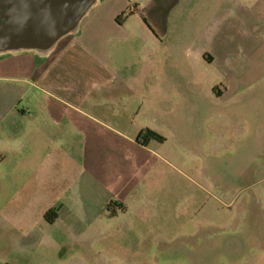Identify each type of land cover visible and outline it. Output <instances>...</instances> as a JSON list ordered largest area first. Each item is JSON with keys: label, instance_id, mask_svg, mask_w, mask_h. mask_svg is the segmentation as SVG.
Segmentation results:
<instances>
[{"label": "rangeland", "instance_id": "obj_1", "mask_svg": "<svg viewBox=\"0 0 264 264\" xmlns=\"http://www.w3.org/2000/svg\"><path fill=\"white\" fill-rule=\"evenodd\" d=\"M8 12L0 0V26ZM127 55L114 60L141 59ZM250 71L236 70L239 82L218 98L219 82L212 95L154 77L141 86L145 101L126 100L133 86L120 82L98 93V117L153 149L125 214L74 178L72 130L56 155L49 125L43 153L59 162L0 160V264H264V111L251 109ZM45 166L50 174L39 177Z\"/></svg>", "mask_w": 264, "mask_h": 264}, {"label": "crops", "instance_id": "obj_2", "mask_svg": "<svg viewBox=\"0 0 264 264\" xmlns=\"http://www.w3.org/2000/svg\"><path fill=\"white\" fill-rule=\"evenodd\" d=\"M120 52L141 59L119 63ZM247 69L251 109L264 111V0H92L47 42L0 40V160L45 164L49 125L56 155L72 130L79 150L74 178L102 190L125 214L144 154L153 149L98 117V93L120 82L133 86L126 100L145 101L141 86L154 77L196 82L212 95L219 82L218 98L239 82L236 70ZM48 174L45 166L39 177Z\"/></svg>", "mask_w": 264, "mask_h": 264}, {"label": "water", "instance_id": "obj_3", "mask_svg": "<svg viewBox=\"0 0 264 264\" xmlns=\"http://www.w3.org/2000/svg\"><path fill=\"white\" fill-rule=\"evenodd\" d=\"M8 2L9 12L4 24L0 26V40L41 44L68 29L89 0H8ZM30 33H46L48 36L29 42L26 36Z\"/></svg>", "mask_w": 264, "mask_h": 264}, {"label": "trees", "instance_id": "obj_4", "mask_svg": "<svg viewBox=\"0 0 264 264\" xmlns=\"http://www.w3.org/2000/svg\"><path fill=\"white\" fill-rule=\"evenodd\" d=\"M153 135H154V136H157V137H160V136H158V134H156V133H153ZM137 139H138V137H137Z\"/></svg>", "mask_w": 264, "mask_h": 264}]
</instances>
